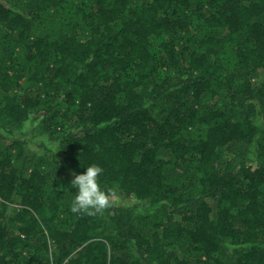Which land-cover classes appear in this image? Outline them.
<instances>
[{"label": "trees", "instance_id": "16d2710c", "mask_svg": "<svg viewBox=\"0 0 264 264\" xmlns=\"http://www.w3.org/2000/svg\"><path fill=\"white\" fill-rule=\"evenodd\" d=\"M0 264H264V0H0Z\"/></svg>", "mask_w": 264, "mask_h": 264}, {"label": "clouds", "instance_id": "9594fccd", "mask_svg": "<svg viewBox=\"0 0 264 264\" xmlns=\"http://www.w3.org/2000/svg\"><path fill=\"white\" fill-rule=\"evenodd\" d=\"M102 171L99 165L91 164L85 167L83 173L74 176L71 181L76 192L71 202L73 212L100 210L109 206L112 192L101 187L98 177Z\"/></svg>", "mask_w": 264, "mask_h": 264}, {"label": "rangeland", "instance_id": "374dc122", "mask_svg": "<svg viewBox=\"0 0 264 264\" xmlns=\"http://www.w3.org/2000/svg\"><path fill=\"white\" fill-rule=\"evenodd\" d=\"M113 199L117 202V203H121V202H138L137 199H134V198H126L124 199L123 197H120V196H115L113 197ZM127 200V201H126Z\"/></svg>", "mask_w": 264, "mask_h": 264}]
</instances>
